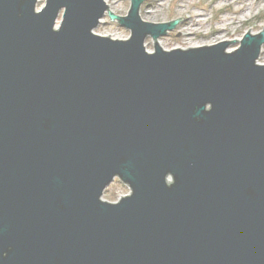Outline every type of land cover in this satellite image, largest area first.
Returning <instances> with one entry per match:
<instances>
[{"label":"water","instance_id":"1","mask_svg":"<svg viewBox=\"0 0 264 264\" xmlns=\"http://www.w3.org/2000/svg\"><path fill=\"white\" fill-rule=\"evenodd\" d=\"M37 2L0 0V264H264V28L165 50L189 18Z\"/></svg>","mask_w":264,"mask_h":264},{"label":"rangeland","instance_id":"2","mask_svg":"<svg viewBox=\"0 0 264 264\" xmlns=\"http://www.w3.org/2000/svg\"><path fill=\"white\" fill-rule=\"evenodd\" d=\"M43 4L44 0H38L37 9ZM109 5L112 13L125 15L129 0H108ZM140 17L153 23L181 17L190 19L176 24L173 30L156 39L165 50L212 45L227 40L231 41L227 49H231L238 46L242 35L251 27L252 32L264 28V0H143ZM102 22L104 24L93 29L94 33L114 39L128 37V30L115 20L109 22L104 17ZM144 45L147 51L153 50L151 37L145 38ZM261 62H264V44L258 58V63ZM129 191L126 184L114 178L103 191L101 199L115 202Z\"/></svg>","mask_w":264,"mask_h":264},{"label":"built area","instance_id":"3","mask_svg":"<svg viewBox=\"0 0 264 264\" xmlns=\"http://www.w3.org/2000/svg\"><path fill=\"white\" fill-rule=\"evenodd\" d=\"M105 3L107 4L108 10L110 11L111 10V7H110V5L108 6V0H106ZM104 17L109 20L107 14H106V11L104 13L103 18L100 19V22H102L104 20ZM109 22H111V20H109Z\"/></svg>","mask_w":264,"mask_h":264}]
</instances>
